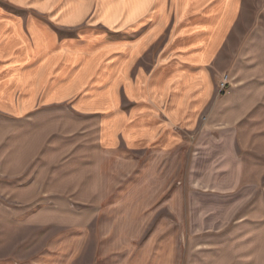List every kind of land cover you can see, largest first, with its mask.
Returning <instances> with one entry per match:
<instances>
[{
  "label": "rangeland",
  "instance_id": "374dc122",
  "mask_svg": "<svg viewBox=\"0 0 264 264\" xmlns=\"http://www.w3.org/2000/svg\"><path fill=\"white\" fill-rule=\"evenodd\" d=\"M217 68L201 127L155 152L101 149L66 107L0 114V264H264V0Z\"/></svg>",
  "mask_w": 264,
  "mask_h": 264
},
{
  "label": "crops",
  "instance_id": "0c3cea01",
  "mask_svg": "<svg viewBox=\"0 0 264 264\" xmlns=\"http://www.w3.org/2000/svg\"><path fill=\"white\" fill-rule=\"evenodd\" d=\"M0 114L59 107L105 151H158L217 98L218 58L245 0H0Z\"/></svg>",
  "mask_w": 264,
  "mask_h": 264
},
{
  "label": "built area",
  "instance_id": "2783aa9c",
  "mask_svg": "<svg viewBox=\"0 0 264 264\" xmlns=\"http://www.w3.org/2000/svg\"><path fill=\"white\" fill-rule=\"evenodd\" d=\"M230 80H231L230 75H225L222 78V81L220 83V90L221 91H226L228 89V86H230Z\"/></svg>",
  "mask_w": 264,
  "mask_h": 264
}]
</instances>
